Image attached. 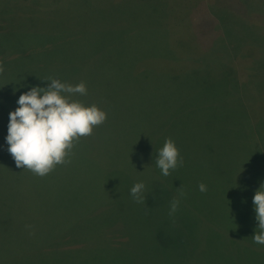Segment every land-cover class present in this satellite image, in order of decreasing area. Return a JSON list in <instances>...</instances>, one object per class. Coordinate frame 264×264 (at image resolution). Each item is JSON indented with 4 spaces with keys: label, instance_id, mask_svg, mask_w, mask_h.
<instances>
[{
    "label": "rangeland",
    "instance_id": "374dc122",
    "mask_svg": "<svg viewBox=\"0 0 264 264\" xmlns=\"http://www.w3.org/2000/svg\"><path fill=\"white\" fill-rule=\"evenodd\" d=\"M159 1L162 0L147 4L145 0H0V28L11 27L27 16L39 22L29 27L30 34L23 33L27 28L0 31V64L4 68L0 73V264H38L44 258L51 262L48 264H264V245L254 243L252 238L258 227L254 205L250 209L249 203H240L237 208L244 209V213L234 215L223 197L225 194L217 189L219 186L211 189L207 180L200 182L207 186V192L199 191L200 183L193 186L200 169L196 163L201 159L204 158L205 170L202 173L213 177L216 184L219 172L227 166L214 154L203 157L198 147L209 139L203 137L199 142L194 137L198 126L207 123L210 116L213 130L217 123L215 114L230 118L233 109L230 103L237 105L240 98L249 110L264 106V90L258 97L250 83L245 88L237 87V80L248 82L256 71L254 68L263 67L260 58L264 52L256 46L251 48V42H244L236 58L235 54L230 56L235 74L225 75L223 65H231L229 61L226 63V47L221 41L224 32L205 34L190 30L187 22L180 20L186 18L184 11L191 17L193 12L206 9L196 4L199 0H166L167 8L161 12L178 9L177 28L181 30L177 36L187 34V43L191 31L192 39L176 49L171 43L178 37L160 33L168 41L153 47L146 33L139 40L140 34L133 31V21L140 15L151 18ZM247 9L252 27L263 30L264 0H250ZM67 10L68 18L63 22L70 21V25L64 24L72 26V33L64 34L62 39L58 34L35 35L40 34L39 26L44 21L50 24L52 20L58 21L55 18L58 12ZM203 17H210L209 12H204ZM114 19L121 22V29L123 33L129 32L128 36L118 39L111 29L114 24H109ZM49 23L43 25L44 29L49 28ZM216 25L220 27L218 22ZM156 33H152L154 38ZM248 46V56H244ZM140 54L143 56L138 58ZM196 63H206L205 68L222 72L215 77L179 70ZM48 77L73 85L83 81L87 95L74 98L86 106L96 104L107 118L93 129L92 135L74 144L69 163L57 165L40 177L16 167L5 137L9 112L18 107L20 94L32 86L46 87L48 82L43 80ZM186 113H191L194 121L184 120ZM166 138L175 141L187 165L186 173L192 176L189 185L185 164L171 170L168 176L162 175L156 166L158 150ZM234 157L231 168L235 174L246 164L242 166L238 157ZM180 175L184 185L179 188L187 200L179 195L178 188L170 198L180 200L175 214L185 221L170 219L169 196L161 198L166 203L156 202L158 217L140 212L150 199L155 200L154 191L167 193L171 186L165 184V179H177ZM141 181L145 184V204L136 203L130 193L133 185ZM250 186L253 185L234 190L247 199L248 190L252 191ZM192 188L196 194L189 202L187 194ZM219 199L224 200L225 213L215 207L221 203ZM199 205L201 210L194 213L198 223H206L202 226L188 220L189 216L195 219L190 211ZM211 206L218 214L214 220ZM101 220L104 225H98ZM169 225L179 229L190 227L186 243L181 231L169 251L150 249L156 240L147 231L156 234ZM122 229L127 233L125 237ZM122 242L132 247L138 244L137 250L120 255L119 251L124 252ZM183 242L187 245L185 249L180 248ZM31 252L41 256L29 259L27 254ZM53 259L59 262L54 263Z\"/></svg>",
    "mask_w": 264,
    "mask_h": 264
},
{
    "label": "trees",
    "instance_id": "16d2710c",
    "mask_svg": "<svg viewBox=\"0 0 264 264\" xmlns=\"http://www.w3.org/2000/svg\"><path fill=\"white\" fill-rule=\"evenodd\" d=\"M153 0H145L144 3H150ZM250 0H199V2L196 4L200 5V6H204V8L206 7V11L209 12L210 17H208L207 19L205 17H203L204 12H206L204 9H200L197 10L195 12H193V16H188V12L184 11L186 18H182L180 19L181 22H187V26L188 28L191 29H195L197 31L203 32L205 34L208 33H215L217 31V33H223V36L221 34L222 40L219 37V42L220 40L223 42V45L226 47L225 51H226V63H228L231 66H226L223 65V72L225 73V75H227L228 77H230V75H234L235 71L234 70V65L232 64V59L230 58V56L232 57L233 54H235V58H236V54L237 52L239 53V51H241V46L244 44V42H251V48H253V46H256L258 48H260L261 53L264 52V29H259L256 27H252V23L250 21V17L251 15L248 14V9H247V2H249ZM161 2V3H159ZM157 4H155V9H153V11L155 12L154 15L151 18H143L141 15L138 16L137 18L134 19L133 23H134V29L133 31H137L140 36H139V40L143 39V33L147 34V37L151 43V45L154 46H160L161 44H163L162 42H166L168 41V37H170L171 33H173V35L175 37H178L176 41H174V43H171V46L176 48V49H180L182 47H184L191 39H192V33L190 31V36L188 37V42L186 43V37L187 34L184 36H177L178 33H180L179 31L181 29L177 28L178 26V13L179 10L178 9H174L171 10L170 12H166L163 13L161 12L162 10H165L166 7V0H162L159 1ZM153 4V3H151ZM161 4V6H160ZM10 5L9 7H7V11H10ZM6 9V8H5ZM68 10L65 12H58L57 17L58 21L52 20V23L50 24L49 22H45L39 26L40 27V34H35V35H43V36H47V35H59V39H62V36L64 34H68V33H72V26H68L66 24L70 25V21H64L63 19L68 18V15L66 16V14H68ZM173 13V14H171ZM172 15V17H170ZM65 16V17H64ZM72 16V15H71ZM30 16L26 17V19H19L17 21H15L14 25H11V27L8 28H0V31H8V30H24L23 33H29L30 34V30L29 27L31 26H37L39 25L38 21H33L31 19H29ZM72 18V17H71ZM148 20V22L146 21ZM120 21V20H119ZM164 21L165 24H163L162 22ZM110 25L114 24V27L111 28L113 29V32H116L117 35L119 36L118 39H122L123 37L125 38L126 36H128L130 33L129 32H124L121 29V22H118L117 20H111L109 21ZM216 22H218L219 26L218 27L216 25ZM46 23H49L48 25V29H44L43 25L46 26ZM66 23V24H64ZM12 24V23H11ZM56 24H58V28H56ZM61 25V26H60ZM110 25H107V28L110 27ZM257 25V24H254ZM221 30L218 32V30ZM193 30V31H195ZM186 31V30H185ZM157 32L155 35V39L152 36V33ZM207 32V33H206ZM123 33V34H122ZM163 33L165 35H168V37L166 38L165 36H162L161 38V34ZM176 33V34H174ZM170 34V35H169ZM216 40V37L215 39ZM213 43V42H212ZM165 45V44H163ZM249 48V46L245 49L246 52L244 53V56H248L247 52L249 50H247ZM188 53V52H187ZM186 53V54H187ZM143 55L140 54V56H138V58H141ZM119 57V56H118ZM255 57V56H254ZM120 58V57H119ZM217 58V57H216ZM234 58V59H235ZM218 59V58H217ZM233 59V60H234ZM261 66L257 65L256 68H254L256 71L253 72V76L251 75V80H248V82H240L237 80L238 86L237 87H246L247 83L251 84V88L253 86V90L255 91V95L256 96H261L263 90H264V55L261 56ZM220 60V59H218ZM256 63L258 61H255ZM201 63V62H200ZM199 63H196L194 65H192L190 68L189 67H181L179 70H183L186 71L187 73H191L194 72L195 74L198 73L199 75L203 76H215L217 77L218 75H220V73L222 72L221 69L219 70V72H214L209 70L208 68H205L206 63H204L203 65H197ZM207 65H210V63H207ZM222 67V65H221ZM184 68V69H183ZM177 70V71H179ZM151 73V72H148ZM169 73V71L167 72V74ZM257 73V74H256ZM166 74V75H167ZM198 75V76H199ZM235 80V77H234ZM203 86V84H202ZM201 86V87H202ZM200 87V88H201ZM244 90V89H242ZM243 92V91H242ZM251 94V93H250ZM254 95V96H255ZM256 98V97H255ZM236 104H232V111L230 115V118H225L224 114H215V119H217V123L215 124L216 127L211 128V118L210 116H208L210 118L209 121H207V123L205 122L203 125L198 126V130H197V136H194L195 138L198 139V141L200 142L203 137H207L209 139V141L206 143H203L204 146H200L198 147L199 150L203 151V157H205V155L207 153H211L216 155L220 160H224V162H227V166L225 167V169L222 172H219V181L218 184H216L213 181V177L209 178L207 176V174L202 173L204 170V168L202 167L203 165V161L204 158L201 159L200 161H198L196 164L200 167L199 171L197 172V181L193 184V186H197L200 182H203L202 180H207V184H211V189L213 187H218V190L220 189V192L222 194H225L223 197L225 199V201L227 202L228 208L230 205V209L233 208V213L232 214H236V215H240L243 214L244 209H239L237 208V206L241 203L243 205H245V203H249L250 205V209L253 206V193H255V191L260 187L261 183H264V106L262 107V104L260 105L259 109L256 110L255 108H251L249 110V108L246 107L243 99H238V101H236ZM222 107L224 108H228L225 104L221 103ZM217 115V116H216ZM187 118L191 121L193 119V115L191 113H186L184 115V120L187 121ZM194 121V119H193ZM234 124V126H233ZM201 128V130H200ZM115 133V132H114ZM220 139V140H219ZM226 139V140H225ZM230 139V140H227ZM152 152V150L150 151V153ZM236 153H239L236 155ZM245 154V156H244ZM230 155V156H229ZM235 156V157H234ZM236 156L238 157L237 160L239 161V164H241L242 166L246 164V166H244V168H241L240 166V171L239 172H234L232 171V161H233V157L236 158ZM183 164H185V174H186V184L189 185L192 176L190 174L186 173V169H187V165L186 163L183 161ZM246 174V175H244ZM248 175H251V177H247ZM229 176H231V180H229ZM205 177V178H202ZM165 184L171 186L168 187V191H166L167 193H164L163 191H160V195H159V191H154L157 192V196L153 197L155 200L150 199L145 205L142 206V208H140V212L146 214L147 216L150 217H158V211L156 206V202H159V204L162 203H166L164 199H161L164 196H170L172 195V192L177 190V188H179L181 185H184V181L181 177V175L177 178V179H170L168 180H164ZM209 184V185H210ZM247 184L253 185L251 190H248L247 193V199H244L242 197H244L243 195H239V193H236V190H234L235 188L237 189H247L245 186H247ZM194 189L192 188V190L190 192H188V200L189 202L191 200H193L194 195L196 194L195 191H193ZM211 191V190H210ZM207 192V191H206ZM203 196H205L206 194L202 193ZM168 198V199H169ZM185 201L186 196L184 195L182 197ZM171 199V198H170ZM169 199V200H170ZM168 200V201H169ZM172 200V199H171ZM214 201V200H213ZM219 201L222 203H216L217 206H215L216 208H218V210L223 211L224 212V200L223 199H219ZM161 203V204H162ZM201 205V204H200ZM199 206H194V210L190 211L194 216L195 219L192 217H188L190 221H192L194 224L202 226V225H206V223H198L197 221V215H195L194 211H200L201 208ZM222 208V209H221ZM196 209V210H195ZM237 209V211H236ZM209 210L211 211L210 215L212 216V213L214 215L213 220L215 219V216L218 215L216 214L213 210L214 207L211 206V208H209ZM225 213V212H224ZM172 217H170V219L172 220H178V221H185L184 218H181L180 215L178 214H173L171 215ZM104 219V217H103ZM106 221V219H104ZM104 223L103 220L98 222V225H104L101 224ZM193 223H191V226H193ZM217 223V222H216ZM102 227V226H99ZM116 229V228H115ZM114 229V232H115ZM162 231H158L156 232V234H159L162 238H158L156 236V234L154 233V231H150L148 230L147 233H151V237L153 236L154 239L156 240L155 242H152L151 245L152 247H150V249L152 250H156V251H169L170 248L173 245V242L175 239H178L180 236V232L183 231L184 233V237H182V241L185 242V237L187 233H190V227L189 226H184L182 229L176 228L175 226L169 225L168 228L163 227ZM118 230V228H117ZM125 229H122L121 232L124 233L125 237L127 235L126 232H124ZM146 232V231H145ZM148 236V234H147ZM59 239H57L55 242L59 241ZM122 240H125L122 238ZM160 241V242H159ZM181 241V242H182ZM121 242V241H120ZM183 245H181L180 243V248L182 249V247L185 249L186 248V242ZM60 243H67L69 244L68 241H60ZM52 245L54 247H56V243H52ZM120 246V244H119ZM122 246L124 249V252L120 253V255H125L126 253H128L131 249L137 250V246L138 244H136L134 247L128 245V243L122 242ZM128 248V250H127ZM55 250V248H53V251ZM120 250H121V246H120ZM27 256H29V259L32 258H38L41 255L39 254H33L28 253ZM240 257V256H239ZM54 263L59 262L58 260L53 259ZM51 263L48 260H45L44 258V262L43 263H38V264H48Z\"/></svg>",
    "mask_w": 264,
    "mask_h": 264
},
{
    "label": "clouds",
    "instance_id": "9594fccd",
    "mask_svg": "<svg viewBox=\"0 0 264 264\" xmlns=\"http://www.w3.org/2000/svg\"><path fill=\"white\" fill-rule=\"evenodd\" d=\"M0 64V73H3ZM46 87L32 86L30 90L20 94L16 101L18 107L9 112L7 126L8 152L17 168L31 171L43 177L55 169L57 165L69 163V155L74 144L82 137L92 135L93 129L107 118L105 111L96 104L86 106L75 99L77 95H87L86 84L62 82L48 77ZM183 165V158L175 141L166 138L163 147L158 150L156 166L161 174L168 176L171 170ZM199 191L206 192L204 183L198 185ZM145 184L137 182L130 189L136 203L145 204ZM179 195H185L178 188ZM255 219L258 227L252 236L254 243L264 245V183L253 195ZM180 200L173 198L169 206V215H173ZM258 230V231H257Z\"/></svg>",
    "mask_w": 264,
    "mask_h": 264
}]
</instances>
